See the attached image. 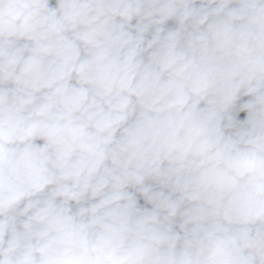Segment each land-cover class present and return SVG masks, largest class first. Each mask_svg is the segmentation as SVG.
I'll list each match as a JSON object with an SVG mask.
<instances>
[{"label": "clouds", "instance_id": "9594fccd", "mask_svg": "<svg viewBox=\"0 0 264 264\" xmlns=\"http://www.w3.org/2000/svg\"><path fill=\"white\" fill-rule=\"evenodd\" d=\"M0 264H264V0H0Z\"/></svg>", "mask_w": 264, "mask_h": 264}]
</instances>
